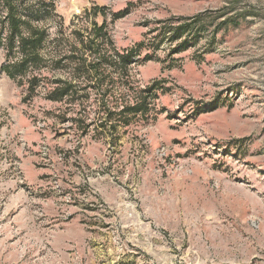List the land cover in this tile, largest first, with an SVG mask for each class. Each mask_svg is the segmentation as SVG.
<instances>
[{"label":"rangeland","instance_id":"374dc122","mask_svg":"<svg viewBox=\"0 0 264 264\" xmlns=\"http://www.w3.org/2000/svg\"><path fill=\"white\" fill-rule=\"evenodd\" d=\"M14 1L46 37L0 47V264H264V0Z\"/></svg>","mask_w":264,"mask_h":264},{"label":"trees","instance_id":"16d2710c","mask_svg":"<svg viewBox=\"0 0 264 264\" xmlns=\"http://www.w3.org/2000/svg\"><path fill=\"white\" fill-rule=\"evenodd\" d=\"M5 4L7 6V14L4 18V27L7 32L4 35V30H0V47H5L9 54H18L19 56L16 60L6 62L3 65V69L10 77L16 78L25 75L29 68L36 65L41 59L39 48L46 37V32L30 26L28 34L24 33V24H29V20L18 12L14 0H5ZM120 16L118 15V17ZM138 51L137 48H131L123 53L116 52V55L110 61L108 60L109 57L106 56L107 51H105L101 54L99 63L110 62L118 69L119 74L128 75L129 64L134 61L139 53ZM83 65L84 63L80 62L79 68H83ZM91 68L98 69L97 62L93 63ZM34 80H36L35 77L32 81ZM128 83H131V81L129 80ZM143 91L141 90L140 92ZM75 92L76 90L71 81L59 80V84L51 90V99L62 100L66 95ZM125 101L119 111L111 112L109 116L116 114L119 116L118 119L127 122V116L130 114H144L148 110V103L139 96H133L132 99Z\"/></svg>","mask_w":264,"mask_h":264}]
</instances>
